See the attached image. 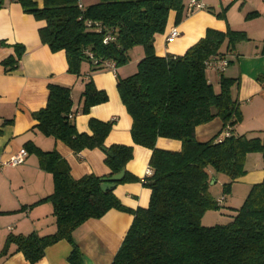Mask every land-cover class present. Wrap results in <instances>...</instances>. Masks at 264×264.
Here are the masks:
<instances>
[{
  "label": "trees",
  "instance_id": "16d2710c",
  "mask_svg": "<svg viewBox=\"0 0 264 264\" xmlns=\"http://www.w3.org/2000/svg\"><path fill=\"white\" fill-rule=\"evenodd\" d=\"M81 1L84 10H80ZM23 10L44 21L38 31L40 41L51 52L63 51L68 72L79 76L81 65L87 62L92 71L103 69L94 65L86 52L98 62L109 61L116 68L128 64L129 52L144 49V57L136 72L125 79L117 78L120 100L132 120L130 136L135 145L152 151L150 176L142 180L150 191L146 208L130 211L114 196V188L137 178L125 172L115 187L105 192L103 183L125 171L132 159V148L114 145L107 148L104 177L86 175L74 180L67 162L56 152H43L27 143V153L34 154L39 166L52 175L54 190L46 200L53 206L56 232L39 237L9 236L29 264H35L44 250L61 240L72 246L69 264H82L73 233L85 222L103 217L115 209L133 215L132 224L116 253L112 264H264V181L253 185L240 208L226 224L204 226V214L219 210L210 185L212 177L226 179L223 195H229L231 185L245 174L247 155L264 152V141L230 135L216 143L220 136L205 143L194 137L195 128L214 118L226 127L240 120L237 103L230 89L233 80L220 76V91L216 93L206 78V62L221 56L242 40V33L207 30L203 39L182 56L158 57L154 51V36L163 34L171 12L176 23L183 17L182 0H43L39 8L34 0H16ZM1 6V3H0ZM252 15V14H251ZM223 18L224 15H216ZM86 22H96L102 31L87 28ZM113 40L103 43L106 35ZM15 56L2 61L5 72L17 69L24 48L13 46ZM46 106L33 114L36 128L43 136L61 141L74 153L104 148L113 122L90 120L91 134L78 133L73 120L71 90L48 85ZM81 112L107 102V95L96 90L89 80L81 95ZM181 143L178 152L156 148L158 139Z\"/></svg>",
  "mask_w": 264,
  "mask_h": 264
},
{
  "label": "crops",
  "instance_id": "0c3cea01",
  "mask_svg": "<svg viewBox=\"0 0 264 264\" xmlns=\"http://www.w3.org/2000/svg\"><path fill=\"white\" fill-rule=\"evenodd\" d=\"M34 1L39 8L42 7L43 0ZM200 1L205 9L190 13L189 0H182L184 11L179 23H176L175 12L169 14L164 33L154 36L155 54L158 57L182 56L205 37L207 30L242 33L245 38L231 50L227 43L220 49V55L228 61L224 73L206 69V78L216 93L220 91L221 75L235 81L230 95L237 103L241 120L230 127V135L264 141V0H235L232 3ZM0 3V160L7 161L19 151H26L25 145L31 143L43 152L56 151L67 162L74 180L86 175L104 177L109 174L102 150L86 149L76 154L61 141L45 137L34 128L37 123L33 114L46 106L48 85L66 87L71 90L72 120L78 133L91 134L90 120L113 122L104 142L105 148L114 145L132 148V159L125 172L137 181L116 186L113 194L130 211L146 208L150 191L143 186L142 180L150 172L148 166L152 151L133 143L130 136L132 120L117 91V78L125 79L136 72L137 64L144 57V49L133 48L129 52L128 64L115 68V71L104 68L92 71V67L84 62L81 74L76 76L68 72L63 51L53 53L40 41L38 31L45 27L44 21L26 13L16 0H0ZM222 13L223 18L216 16ZM172 27L178 29L180 37L167 43L166 37ZM15 45L22 46L24 53L17 69L5 72L2 61L15 56ZM89 80L96 90L107 95L108 100L91 107L84 114L81 112V95ZM225 129L221 120L214 118L196 127L194 137L198 142L205 143ZM156 148L178 152L181 143L160 138ZM244 170L245 174L230 189V196L238 197V202L227 200L228 196H219L217 191L213 195L218 205L229 209L232 215L235 214L233 210L242 205L251 187L264 181V152L247 155ZM212 181V187L221 189L226 179L219 176L212 177ZM53 190L52 175L40 168L34 154L27 153L24 162L16 167L0 168V264H29L25 256L16 251L14 244H7L9 236L35 234L44 237L56 232L53 206L46 200ZM215 214L206 212L202 224L214 225L212 221L217 220ZM132 221L131 213L112 209L99 219L88 220L74 231L73 240L81 254L82 264H112ZM71 252V244L61 240L48 246L35 264H69Z\"/></svg>",
  "mask_w": 264,
  "mask_h": 264
},
{
  "label": "built area",
  "instance_id": "2783aa9c",
  "mask_svg": "<svg viewBox=\"0 0 264 264\" xmlns=\"http://www.w3.org/2000/svg\"><path fill=\"white\" fill-rule=\"evenodd\" d=\"M223 3H232L235 0H219ZM78 7L80 10H84V6L82 4L81 1L78 2ZM205 9V5L200 1V0H189L188 3V10L190 13H192L193 11H199V10H204ZM87 28L89 29H93L96 31H102V27L99 23L96 22H86ZM178 37H180V32L178 31V29L176 27H172L169 32L168 35L166 37V42L167 43H172L175 39H177ZM113 37L108 34L105 36L103 43L107 44L108 42L112 41ZM86 55H88V57L90 58V60L93 62V64L96 66L98 65V63H100V65L104 68V69H108L111 71H115V66L113 63L109 62V61H104V62H98L96 61L92 55L88 52H86ZM228 66V61L226 58H224L223 56H214L211 57L207 62H206V69L208 70H212L218 74H222L224 73V71L226 70ZM71 119L73 118V114H71L69 116ZM230 127H227L221 134L220 136L215 140L216 143H220L222 140H224L225 138L230 136ZM27 156V152L25 150H21L19 151V153L13 157H11L9 160L7 161H1L0 160V168L3 167H16L20 164H22L24 162V158ZM150 170V169H149ZM151 175V170L150 172L148 171V176Z\"/></svg>",
  "mask_w": 264,
  "mask_h": 264
},
{
  "label": "rangeland",
  "instance_id": "374dc122",
  "mask_svg": "<svg viewBox=\"0 0 264 264\" xmlns=\"http://www.w3.org/2000/svg\"><path fill=\"white\" fill-rule=\"evenodd\" d=\"M90 1H93V2H95L96 0H84V2L87 4L88 2H90ZM121 101V100H120ZM122 103V102H121ZM123 105V104H122ZM127 113V112H126ZM219 190V191H218ZM219 192L218 194H219V196H224L223 195V192H222V187H221V189L220 188H218V186H214V187H212L211 188V192H212V195H215L217 192ZM226 196H228L227 197V200H229V201H232V202H238V200H239V198L238 197H231L230 196V194L229 195H225L224 197H226ZM234 204V203H233ZM243 204V203H242ZM241 207V206H240ZM239 207V208H240ZM221 209H222V212H220L221 211ZM208 212H210V213H217V214H215V215H217V216H215V217H217V220H214V219H212V220H214V221H212V224H214V225H212V226H215V225H217V224H222V223H226V222H228L231 218H232V216L234 215H232V214H230V212H229V209H226L225 207H223V208H221L220 207V209L219 210H211V211H208ZM210 215V214H209ZM208 217V216H207ZM210 217V216H209Z\"/></svg>",
  "mask_w": 264,
  "mask_h": 264
},
{
  "label": "water",
  "instance_id": "95a60500",
  "mask_svg": "<svg viewBox=\"0 0 264 264\" xmlns=\"http://www.w3.org/2000/svg\"><path fill=\"white\" fill-rule=\"evenodd\" d=\"M102 151L105 152V153H107L108 156H111V153L107 152V149H106L105 147L102 148ZM124 175H125V171L122 170L120 173H118V174L112 176V177L109 179V182H108V183H103V184L101 185V190H102L103 192H105V191L108 190V189H112V188H114V187H115V184H114V183L121 181V180L123 179ZM212 184H214V181L211 182V185H212Z\"/></svg>",
  "mask_w": 264,
  "mask_h": 264
}]
</instances>
